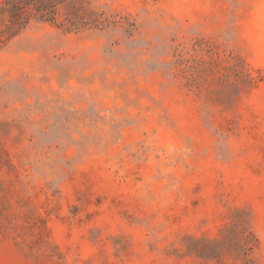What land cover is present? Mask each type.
<instances>
[{
  "label": "rangeland",
  "instance_id": "374dc122",
  "mask_svg": "<svg viewBox=\"0 0 264 264\" xmlns=\"http://www.w3.org/2000/svg\"><path fill=\"white\" fill-rule=\"evenodd\" d=\"M98 4L0 50V264H264V0Z\"/></svg>",
  "mask_w": 264,
  "mask_h": 264
},
{
  "label": "trees",
  "instance_id": "16d2710c",
  "mask_svg": "<svg viewBox=\"0 0 264 264\" xmlns=\"http://www.w3.org/2000/svg\"><path fill=\"white\" fill-rule=\"evenodd\" d=\"M34 22L54 23L66 31H84L104 29L113 21L98 0H0V50ZM238 246L243 254L242 264H251V246ZM194 248L203 257L221 253L217 246Z\"/></svg>",
  "mask_w": 264,
  "mask_h": 264
}]
</instances>
